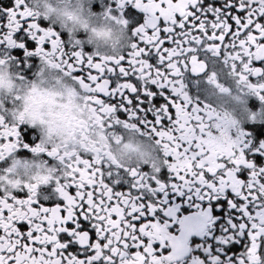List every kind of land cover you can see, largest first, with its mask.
<instances>
[{
	"label": "snow or ice",
	"instance_id": "obj_1",
	"mask_svg": "<svg viewBox=\"0 0 264 264\" xmlns=\"http://www.w3.org/2000/svg\"><path fill=\"white\" fill-rule=\"evenodd\" d=\"M103 14L127 34L118 54L0 0V67L32 84L0 95V264H185L193 234L210 243L190 264H264V0H105ZM45 67L76 86L66 98L37 88ZM225 94L259 105L237 117L214 103ZM20 150L43 157L31 181L13 178ZM184 202L195 214L177 216Z\"/></svg>",
	"mask_w": 264,
	"mask_h": 264
},
{
	"label": "clouds",
	"instance_id": "obj_2",
	"mask_svg": "<svg viewBox=\"0 0 264 264\" xmlns=\"http://www.w3.org/2000/svg\"><path fill=\"white\" fill-rule=\"evenodd\" d=\"M91 0H29L30 7L39 11L42 15L47 14V22L56 28L65 32H71L73 37L78 38L83 34L82 43L90 49L102 54H118L120 45L127 42V34L123 28L113 21L105 18L103 11L94 12L90 10ZM37 88L43 92L59 93L65 96L68 89H75V85L69 79L62 77L59 73L49 70L45 67L42 77H37ZM32 84L29 82L23 87L15 79V71L11 66L5 65L0 67V95L14 96L19 92L21 96H28ZM243 101L245 97L241 98ZM218 109L232 113L234 116L239 115L238 109L242 110L244 103L237 104L230 96L223 95L218 101L214 102ZM6 107H10L6 105ZM22 108V102L16 105ZM44 111L48 106L43 107ZM9 121L13 119L12 111L4 113ZM42 134L47 140V129H42ZM142 150L143 147H142ZM20 163L16 165L13 178L21 181H31V178L37 174L40 169L36 167L41 163L38 155H32L31 158H18ZM27 161V167L25 166ZM11 164V160L9 161Z\"/></svg>",
	"mask_w": 264,
	"mask_h": 264
},
{
	"label": "flooded vegetation",
	"instance_id": "obj_3",
	"mask_svg": "<svg viewBox=\"0 0 264 264\" xmlns=\"http://www.w3.org/2000/svg\"><path fill=\"white\" fill-rule=\"evenodd\" d=\"M104 6H105V0H91V3L89 5L90 10H92L94 12H102ZM82 37H83V34H80V36L78 38H82ZM88 50H91V49L88 48ZM2 54H4L3 51H0V55H2ZM8 54H12L11 50H9ZM32 63H37V61L34 60V61H32ZM12 68L14 71H16L15 62L13 63ZM244 104L246 107L251 105L253 108H255L259 105V102L256 101L254 97H245ZM21 139H23V137H21ZM36 139L38 140V136L36 137ZM15 155L18 158H31L32 157V154L27 153L24 150L18 151ZM40 158L42 159L43 157H40ZM196 211H197V208L195 206H193L192 203L184 202L180 205V208L177 212V216L178 217H184L187 215L195 214ZM228 215H229V213L226 210L223 217L217 216L216 219L217 220L227 219ZM224 227H225V224L220 223V224L214 225L211 229H207L206 231L209 233L219 234L220 230L223 229ZM170 231H173L174 233H178L179 225L173 224ZM209 243H210V241L208 240L207 236H200L197 234H193V235L189 236L188 244H189L190 251L185 258V264H190V260L193 256L202 255V248L198 247L197 245L207 246ZM227 247L230 248L231 245H228ZM221 254L224 256L230 257V256L236 255L237 253L236 252H225L222 250Z\"/></svg>",
	"mask_w": 264,
	"mask_h": 264
}]
</instances>
